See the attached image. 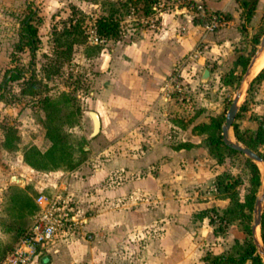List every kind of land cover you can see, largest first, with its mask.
I'll return each instance as SVG.
<instances>
[{
  "label": "rangeland",
  "instance_id": "374dc122",
  "mask_svg": "<svg viewBox=\"0 0 264 264\" xmlns=\"http://www.w3.org/2000/svg\"><path fill=\"white\" fill-rule=\"evenodd\" d=\"M105 1L0 0V184L5 182L10 189L9 205L0 209V229L7 237L9 235L6 247L24 231L25 228L18 227L17 220L29 214L26 212L32 210L31 204L36 203L39 195L51 194L59 182L68 186L72 177L84 178L113 159L117 150L114 149L115 132L111 124L114 109L109 103L111 107H107L108 101L102 94L111 63L125 57L123 48L142 37L144 32L155 29L158 19L162 18L160 10L169 12L178 7L190 12L193 23L199 26L203 35L172 68L173 71L176 65L182 66V89L173 91L167 102L160 100L157 107L165 111L161 124L153 127L135 125L124 132L122 138L126 150L140 151L147 148L149 136L154 132L159 139L153 142L154 147L163 146L165 154L152 159L153 196L138 198L134 204L130 203L129 196L115 200L107 198L102 206L95 202V206L86 212H79L73 234L70 233L64 242L59 240L58 244L63 250L72 246L89 249V260L74 264H213L215 256H237L240 245L244 246L250 240L254 243L252 231L251 235L245 232L246 218L240 219L238 214L227 211L230 201L217 189V180L221 176L224 184L233 185L237 197L244 201L251 192L249 157L223 149L219 161L217 154L210 150L207 135L198 134L194 128L216 117L224 119L225 123L226 113L241 87L243 93L233 123L245 132L256 131L264 122V82L252 84L259 71L245 77L248 66L245 71L234 67L238 55L251 48L249 41L254 36L261 35L262 38L264 35V0L256 17L248 22L241 0H233L234 11L227 12L210 10L206 0H159L157 9L151 14L144 12L142 3L129 4L128 13L121 22L120 39L101 41L96 37L93 23L102 14ZM30 11L35 13L34 22L40 38L33 60L28 48L19 51L16 47L20 20ZM72 14L84 18L87 42L73 47L70 60L57 63L53 52V30L61 29ZM218 16L220 25L206 31L205 22ZM182 27L185 26L177 28L179 36L187 31ZM207 33L214 35L212 45L205 40L209 38L204 37ZM221 34L228 41L223 47L215 46L216 36ZM213 46L214 58L202 59L203 53ZM206 68L210 74L203 81L201 75ZM10 69L21 71V78L5 81ZM231 70L233 74H229ZM169 74L164 77L162 87ZM45 96L57 103L42 102ZM160 96L163 97V89ZM90 110L99 111L104 120L94 137H90L91 121L87 115ZM49 125L61 131L71 162L44 172L27 164L24 154L32 147L44 153L52 146L47 136ZM230 137L238 141L233 128ZM190 139L197 143L193 146L188 142ZM182 148L187 151L176 158L172 150ZM162 163L173 164V173L161 170ZM255 163L261 171L256 201L264 187V176L262 163ZM146 170L138 171L135 177H145L149 172ZM12 176H17L20 181L12 182ZM129 178L123 170L116 169L103 184L107 188H117ZM99 208L106 212L108 222L101 221L95 230H86L84 219L99 212ZM254 209L255 204L252 210L244 209L251 217V227ZM135 210L139 217L137 223L130 222V213ZM257 235L262 244L260 227ZM85 243H89V247L85 248ZM256 252L260 255L257 247ZM250 263L249 260L245 264Z\"/></svg>",
  "mask_w": 264,
  "mask_h": 264
},
{
  "label": "crops",
  "instance_id": "0c3cea01",
  "mask_svg": "<svg viewBox=\"0 0 264 264\" xmlns=\"http://www.w3.org/2000/svg\"><path fill=\"white\" fill-rule=\"evenodd\" d=\"M196 1L198 2V0ZM262 1L258 0L253 17H256L260 11ZM206 3L212 11L227 12L234 8L232 7L233 0H206ZM159 14L162 18L158 19L155 29L144 32L142 37L123 48L125 57L122 59L116 58L111 63V70L107 75V86L103 89L102 94L106 96L105 99L108 101L106 102L107 107L110 104L114 109L111 124L115 132L113 135L114 149L117 150H115L113 159L108 161L107 164L96 168L94 172L87 174L84 178L72 177L67 182L69 192L74 197L79 212H86L88 208L95 206V202H97L96 205L101 203L102 206L107 198L115 200L129 196L130 203L134 204L138 198L143 199L144 197L153 196L154 177L150 172V169L153 168L152 159L153 157H162L165 150L160 145L154 147L153 142L159 140L157 136L153 135L154 132L149 136L150 139L145 150H126L122 142L123 133L138 124L153 127L154 124L162 123V114H165V111L157 105L160 104L161 99L163 102L168 101L160 96L161 89H163V79L172 71L173 66L186 50L192 47L196 41H200L203 36L199 26L193 23L190 12L185 8L175 7V10L169 12L160 10ZM178 26H185L187 31L180 36L177 35ZM204 37H209L205 40L206 42L210 41L208 43L210 45L215 42L212 34L207 33ZM216 37L217 43H215V46L223 47L228 41L225 40L226 36L223 34ZM214 49L213 46L205 51L201 58L204 60L214 58V54L211 52ZM110 105L109 107H111ZM97 113L102 126L104 124L103 117L99 111ZM188 142L193 146L197 143L194 139H190ZM185 151H187L186 148L172 150L173 154H176V158L182 157ZM162 168L161 170H168L170 173H173V169L175 170L174 165L171 163H162ZM116 169L123 170L127 177L130 175V178L123 181L117 188H107L103 181ZM143 169L149 171L146 176L142 178L135 177L138 171ZM9 192L10 189L7 183L0 184V209L4 206L8 207ZM31 209V211L26 212V214H29L25 218L17 220L18 227L25 228L24 231L36 215L37 203L31 204ZM98 210L97 214L95 213L93 216L84 219L85 225L83 227L86 230H95L96 224L101 221L108 222V219H105L106 212H103L102 208ZM138 218L136 210L130 213V222L137 223ZM177 238H180V236L177 235ZM8 239L9 235L7 237L0 229V256ZM82 239L84 240V238ZM59 240L64 242L66 239L56 237L49 246L50 249L42 250L30 264H74L81 260L82 262L89 260L90 252L89 249L86 250L89 243H85L86 249L72 246L69 250H63V247L58 244ZM80 242L81 245L84 244L82 241Z\"/></svg>",
  "mask_w": 264,
  "mask_h": 264
},
{
  "label": "trees",
  "instance_id": "16d2710c",
  "mask_svg": "<svg viewBox=\"0 0 264 264\" xmlns=\"http://www.w3.org/2000/svg\"><path fill=\"white\" fill-rule=\"evenodd\" d=\"M158 2L159 0L105 1L103 4L104 6L102 9V14L97 16L93 23V29L97 39L101 41L120 39L122 34L121 22L128 13L126 9L128 8L129 4L142 3L144 12L146 14H151L155 12ZM257 2L258 0H241V6L246 9L245 19L247 22L250 21L255 15ZM34 15L35 13L30 11L20 20V27L18 29L19 38L16 45L17 50L19 51L28 48L32 60L34 59L35 52L40 41L38 36V26L37 23L34 22ZM38 18L39 17L36 18L37 21H39ZM216 18L218 19L219 16ZM83 19L84 18L75 17L74 14H72L70 18L64 22L61 29L54 28L53 52L57 57V63H59L60 60H70L73 47L75 45H83L87 42L88 33L85 29L86 26L84 25ZM197 19V21L200 22L199 19L201 20V18L198 17ZM260 38L261 35L254 36L253 39L249 41L252 44L251 48L249 51L245 52V54L238 55V58L234 63V67H241L243 71L246 70L251 57L255 53L257 45L260 43ZM229 74H233L232 70ZM21 76V71L17 69H10L5 81L20 79ZM254 82L258 84L264 82V66L259 70L252 84ZM31 94H38V92H31ZM42 102H45L49 105H54V103H57L55 99H51L47 96L42 99ZM223 123L224 119L216 117L212 118L209 123H201L194 128L198 134L207 135V143L211 148L210 150L212 153L215 152L217 154L219 161L222 160V155L220 152L223 149L236 154H244L224 143L222 139ZM232 128L237 140L240 141L244 146L255 151L264 160V122H261L258 125L256 131H240L235 123H233ZM60 132L61 131L58 128H51L50 125L47 126V136L51 139L52 146L44 153L40 152L35 147L28 149L24 154V159L27 164L37 170H44V172H50L54 168H58L60 165L67 162L70 164L71 159L69 150L65 146L64 139ZM247 162L251 174L249 179L251 192L249 195H247L244 201H241L237 197L236 192L234 191L235 187L233 185L229 183L224 184V180L221 176H219L217 180V189L220 192L225 193V197L230 201L227 211L233 212L235 215L238 214L240 219L246 218L244 229L248 235H251V217L244 209H253L257 188L261 184V171L258 165L252 159L247 158ZM236 217L234 216V218ZM23 233L24 231H22L15 238L14 242L10 246L6 247V245H4V250L0 256V261ZM260 237L264 246V205L260 222ZM240 246L242 247L237 256L232 254L215 256L212 258L213 264H245L249 260L251 261L250 264H264L262 257L256 252V246L252 240L247 241L244 246Z\"/></svg>",
  "mask_w": 264,
  "mask_h": 264
},
{
  "label": "built area",
  "instance_id": "2783aa9c",
  "mask_svg": "<svg viewBox=\"0 0 264 264\" xmlns=\"http://www.w3.org/2000/svg\"><path fill=\"white\" fill-rule=\"evenodd\" d=\"M202 15L205 14L202 6ZM220 25L216 17L208 19L204 28L212 31ZM185 30V27H182ZM182 66L176 65L163 86V97L171 98L173 91H180ZM38 211L24 233L17 239L13 247L6 253L0 264H30L36 256L48 248L56 237L67 238L73 234L78 224V207L74 197L64 182H59L51 194L37 197Z\"/></svg>",
  "mask_w": 264,
  "mask_h": 264
},
{
  "label": "water",
  "instance_id": "95a60500",
  "mask_svg": "<svg viewBox=\"0 0 264 264\" xmlns=\"http://www.w3.org/2000/svg\"><path fill=\"white\" fill-rule=\"evenodd\" d=\"M263 51H264V35L261 38L257 53L254 54L253 58L251 59L249 65H248V69L245 73V77H249L251 75V70H252L253 66L255 65L257 59L259 58L260 54ZM209 74H210L209 69H207V68L204 69V71L201 75V79L203 81L207 80L209 77ZM244 81H245V79H244ZM242 93L243 92H242V87H241V89L235 95V97L231 103V106L229 107V109L226 113L225 123L222 126V139H223L225 144L231 146L233 149L244 153L246 156H248L250 159H252L255 162L262 163L263 176H264V160H263V158L260 157L255 151L251 150L250 148H248L246 146H243L240 142L233 141L230 137V129L232 128V125H233V122H234V119H235V116H236V113L238 110V106H239L238 103H239V100L242 96ZM87 115L89 116L90 121H91L90 137H94L95 135H97V133L100 131V128H101L100 117H99V114L94 110L87 111ZM11 181L18 183L20 181V179L17 176H12ZM263 205H264V187L261 191L260 196L255 201L254 223L252 224V227H251L254 243H255L256 247L258 248V251H259V253H260V255L264 261V246H263V243L262 244L260 243L259 235H257V229L260 227L261 216H262V212H263ZM260 239H261V237H260Z\"/></svg>",
  "mask_w": 264,
  "mask_h": 264
},
{
  "label": "bare ground",
  "instance_id": "6f19581e",
  "mask_svg": "<svg viewBox=\"0 0 264 264\" xmlns=\"http://www.w3.org/2000/svg\"><path fill=\"white\" fill-rule=\"evenodd\" d=\"M264 66V51L260 54L259 58L257 59L255 65L251 70V75L258 72Z\"/></svg>",
  "mask_w": 264,
  "mask_h": 264
}]
</instances>
